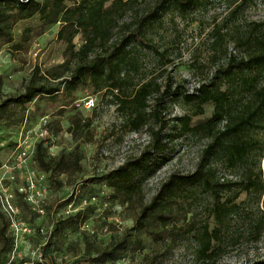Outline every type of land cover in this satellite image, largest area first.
Here are the masks:
<instances>
[{
	"label": "rangeland",
	"instance_id": "374dc122",
	"mask_svg": "<svg viewBox=\"0 0 264 264\" xmlns=\"http://www.w3.org/2000/svg\"><path fill=\"white\" fill-rule=\"evenodd\" d=\"M165 12L152 26L153 37L161 50L168 49L167 56L172 62L166 66L167 74L183 89L165 99L168 110L164 118L169 126L163 138L169 142V150L153 155L140 169V189L128 193L116 191L103 180L122 165L141 158L150 142L148 130L136 133L128 128L124 114L116 110L114 97L105 91L95 92L92 87L79 90L73 100H60L52 109L41 101L37 108L31 103L0 110V167L13 154L26 156L24 164L19 160L13 162L15 170L6 175L3 184L14 196L12 204L17 209V219L31 231L15 241L9 220L0 211V264L36 261L34 255H41L42 264H203L194 255L193 232L208 220L213 202L200 186H186L175 192L176 199L189 211L185 221L193 225L191 231L185 232L184 222L166 230L155 225L153 232H164L162 239L155 240L139 230L136 222L142 208L172 174L194 172L201 152L210 142L211 136L196 127L211 117L212 105H202L204 114L197 115L199 99H187L186 95L191 93L185 91L195 92L200 86L209 85L215 70L227 63L228 55L245 57L242 49L235 48L231 35L224 44L227 56L213 51L210 33L220 28L243 36L259 25L264 30V0H195L182 15L180 8L169 2ZM8 26L13 43L4 44L0 39V105L7 98L22 94L31 78L39 82L47 72L67 77L73 68V62L69 70L60 68L65 46L56 41L57 25L43 29L39 16L35 15L23 21H9ZM81 43L77 36L76 48ZM14 44H21L24 49L15 50ZM144 66L146 75L154 69L151 60ZM254 73L247 70L244 75ZM259 80L264 82V77ZM49 83L56 82L50 79ZM87 99H93L92 108L75 106ZM154 101L150 99L149 109ZM43 111L46 117H41ZM182 117L191 120L189 130L180 134L183 127L177 118ZM43 128L47 134L41 137ZM39 146L46 161L53 163L50 172L42 171L34 161ZM212 165L217 167L220 177L223 172L229 175L215 161ZM26 172L33 174L36 181L42 177L36 184V193L42 200L40 208L44 215L32 211L17 192L18 188L27 187ZM233 194L225 191L221 202ZM246 197L242 193L236 202ZM247 238L237 239L235 226L230 225L221 235L216 264H245L263 256L264 234L257 243Z\"/></svg>",
	"mask_w": 264,
	"mask_h": 264
},
{
	"label": "trees",
	"instance_id": "16d2710c",
	"mask_svg": "<svg viewBox=\"0 0 264 264\" xmlns=\"http://www.w3.org/2000/svg\"><path fill=\"white\" fill-rule=\"evenodd\" d=\"M147 2L0 0V39L4 44L13 43L8 32L9 21H23L38 15L43 29L58 26L56 41L65 46L64 63L60 68L69 70L73 62L67 77L63 73L51 75L47 72L39 82L31 78L22 94L1 103V112L12 105L24 107L32 103L37 108L41 101L52 109L60 100H73L75 92L90 87L95 92L110 94L115 99L116 110L124 114L128 128L136 133L145 129L150 134L149 146L141 158L122 165L103 179L114 190L127 193L140 189V169L147 160L169 150V142L163 138L169 126L164 118L168 110L165 99L183 89L167 74L166 66L172 61L167 56L168 49L161 50L154 41L152 26L165 16L167 3H174L182 15L195 0ZM257 27L243 36L237 31L233 34L220 28L210 33L213 51L227 56L224 44L226 37L231 35L235 48L242 49L245 57L228 55L227 63L215 70L209 85H202L191 95H186L187 99H199L197 115L204 114L202 105H212L211 117L196 127L211 136L210 142L201 152L194 172L172 174L150 203L142 208L136 222L139 230L155 240L164 236L163 231H152L155 225L166 230L184 222L185 232L191 231L193 225L185 221L189 211L176 199L175 192L186 186H200L211 195L213 202L208 220L193 232L194 255L203 264L218 262L221 235L230 225L235 226L237 239L247 236V240L257 243L264 234V82H259V78L264 77V30H260V25ZM77 36L82 42L79 48L74 44ZM13 48L24 49L21 44H14ZM150 60L154 69L146 75L144 65ZM247 70L256 73L245 77ZM50 79L56 83L50 84ZM151 98L155 101L149 109ZM45 114L43 111L40 115L46 117ZM177 120L183 127L180 134L189 130L190 117ZM73 123L78 125L80 121ZM34 161L42 171L52 170L53 163L46 161L41 146ZM212 161L231 178L228 179L224 172L220 177ZM225 191L234 194L221 202ZM242 193L246 194V200L237 203ZM245 264H264V254Z\"/></svg>",
	"mask_w": 264,
	"mask_h": 264
},
{
	"label": "built area",
	"instance_id": "2783aa9c",
	"mask_svg": "<svg viewBox=\"0 0 264 264\" xmlns=\"http://www.w3.org/2000/svg\"><path fill=\"white\" fill-rule=\"evenodd\" d=\"M188 93H193V89L187 90ZM75 106L77 108H85L89 109L94 106L93 99H87L85 101L76 102ZM45 119L41 121L44 122ZM45 125V123L43 124ZM21 130H25V124L21 125ZM47 134V129L43 128L41 130V137H44ZM26 143V141H24ZM25 153L23 154H13L9 161L2 167H0V211H2L8 218L10 227L13 231L15 241L22 239L25 235L30 234V229L25 225V223L21 222L17 219V209L13 206L12 200L14 198L13 194L10 192L8 186L3 184L6 179V175H9L12 171H14L15 167L13 166V162L19 160V163H25ZM231 178V177H228ZM42 177L37 178V181L33 174L26 172V183L27 187L18 188L17 192L22 197L23 201L30 206L32 211H34L37 215H44V210L40 208L42 204V200L38 193H36V184L40 181ZM71 204L67 207V212H70ZM36 256V261L24 262L23 264H42L41 255Z\"/></svg>",
	"mask_w": 264,
	"mask_h": 264
}]
</instances>
